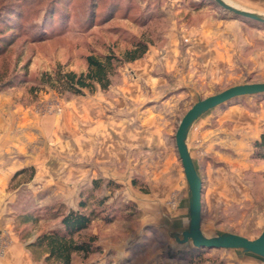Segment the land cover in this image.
Here are the masks:
<instances>
[{"label":"rangeland","instance_id":"obj_1","mask_svg":"<svg viewBox=\"0 0 264 264\" xmlns=\"http://www.w3.org/2000/svg\"><path fill=\"white\" fill-rule=\"evenodd\" d=\"M134 1L137 10L128 14L119 8L106 13L108 0H0V41L6 43L0 46V128L5 135L13 130L11 133L17 134L20 141L33 143L27 159L35 163L26 165L34 168L33 179L27 171L10 181L0 229L8 241L4 250L15 237L34 264H43V252L31 254L27 242L34 235L29 236L55 222L48 213L63 206L77 207L80 191L96 177L121 184L114 191L103 187L98 195L112 194L110 202L116 207L127 202L134 206L118 210L110 223L93 222L83 238L95 236L101 251L88 257L77 254L73 264H152L160 255L172 264L179 263L176 253L192 249L193 243L176 239V235L182 238L189 219V187L175 140L178 125L199 99L235 84L264 81L263 22L233 16L239 21L244 40L241 36L240 44L231 47V68L219 75L206 66L212 53L188 51L189 42L182 40L178 46L176 36L183 28L200 27L206 19L222 13L232 17V12L211 0H160L159 9L165 19L143 26L140 11L147 0ZM226 1L264 15V0ZM15 8L18 12L12 20L10 11ZM46 19L49 25L45 26ZM158 29L165 32L159 35ZM142 35L153 40L148 52L120 65L107 89L98 87L93 92L76 94L52 88L47 82L49 77L55 80L58 69L85 71L90 53L113 51L122 55L132 40ZM151 49L156 57L148 60ZM144 61H148V68ZM248 97H253L249 104L252 110L261 108L255 98L263 101L264 93L241 95L208 110L193 125L206 121L219 127L218 114L230 111L234 103H245ZM149 108L160 115L148 120L156 127L147 131L143 127L147 121L136 112L142 114ZM204 140L196 139L195 133L187 139L204 183L203 232L214 236L232 228L257 237L264 228V161L254 162L261 172L245 174L240 165L234 168L226 161L234 155L224 148L219 149V156L206 158ZM208 159L226 161L224 166L232 170H226L232 182L227 189L245 192L249 186L252 201L230 200L227 205V198L223 201V197L208 196ZM212 164L217 165L215 169H223L218 162ZM31 200L44 220L38 226L20 225L16 216L27 209ZM259 219L262 228L256 227ZM215 262L227 264L222 250L216 248L205 251L197 263L184 259L185 264Z\"/></svg>","mask_w":264,"mask_h":264},{"label":"crops","instance_id":"obj_2","mask_svg":"<svg viewBox=\"0 0 264 264\" xmlns=\"http://www.w3.org/2000/svg\"><path fill=\"white\" fill-rule=\"evenodd\" d=\"M233 1L243 2L242 0ZM219 16L220 17L213 16L214 18L206 19V21L204 22L205 24L201 25L200 27H190L185 29L183 28L182 31H179V35H181V37L183 36L182 39L179 37V35L177 37L175 33L173 35L176 36V44L178 46H180V42H182V40H187L189 42L188 45H186L188 46V49L190 48L188 51L199 52L200 50V52L212 53V56L209 57V62L206 66L213 67L215 71H217V73L220 75L226 73L225 71L229 72L231 68V57L229 55L230 50H232L231 47L234 48L238 46V44H240L239 41H241V36L243 37V35L241 33L238 19L230 17L231 15H229L228 13H222L219 14ZM232 26H234L233 29ZM171 33H173V31H171ZM225 36H227L226 41L224 40ZM231 37L233 38L231 39ZM242 40H244V37ZM232 41L234 43H232ZM168 44L170 45L171 43ZM169 50L173 51V48H168V51ZM149 53L148 60L156 57L154 49H151ZM144 63L145 65H147L148 61H144ZM190 64L192 66L195 65L193 61L190 62ZM153 86H156V83H154ZM252 98L253 97H248L245 103H234L229 107L230 111H221L217 116V121L220 125V128L214 124L210 126L208 125L209 123H206V121H200L197 125H193L195 127L194 129H191L189 135L192 137L193 133H195L196 139H198L199 137L201 139L205 138L203 144L207 153L206 158H208L209 156L212 157V155L214 157L217 155L219 156V153L221 152L219 149L224 148L229 151L231 155H234L232 158L230 157L227 158L228 160H226L229 162V164L232 165V167L238 168L237 166L240 165L242 167L241 169L244 170V173L245 171H262L261 168H258L254 165V162L256 164H259L257 162H260L261 160L254 159L252 157V153L254 151V141L258 139L264 132V109L262 108V103H264V100L259 101L260 99L255 98V101L260 102L261 108L258 110L257 108H253L252 110V108L249 107ZM244 104L247 105L245 106ZM139 112L140 111H137L136 114L138 116L144 117V119L147 121V124L143 126L147 131L150 128L152 129L156 127L155 124H152V126L149 125L148 120L152 121L151 119L155 118L156 115H160V112L152 111L150 110V108L149 111H142V114H139ZM112 123L115 124V119H113ZM110 127L113 128L114 126L110 125ZM11 128H13V126ZM105 128V131H108L109 127L107 125ZM11 132H13V130ZM11 132L5 135L2 133V128H0V216L2 212L5 211L4 209L7 203L5 199H7L6 195H8L7 188L12 177L19 169L23 168L24 166L35 164L33 160H30V158L27 159V156L29 155L28 150L30 146L33 145V143L30 144L28 143V141H20L18 135L12 134ZM110 138L112 139L113 136L111 135ZM192 150L193 149H191V151ZM191 153H194V151H192ZM226 161H223L222 159H220L219 161H211L210 159H208V174L206 177L210 182V185L208 186L207 195L212 197H223V201H226L227 198V205H230V200L238 203H241V201L243 200H251L252 193L249 186L245 187V192H231L229 189H227L228 185L232 183L230 175L227 176V173H230L232 170L230 169V167L226 169V167L224 166ZM214 162H218L219 165H223V169L221 170L220 166L215 169L214 165H217L212 164ZM66 176L67 179H70L69 174H67ZM234 178L241 180L240 178H237L235 176ZM189 220L190 216L185 229L189 226ZM256 227H261L260 219L256 223ZM240 233L250 238L253 237L247 232L240 231ZM14 238L11 245L6 248L4 254L0 255V264H34L29 252L26 251L22 247V245L18 243L17 239ZM218 250H222V254L227 261V264H264V257L252 252H246L239 248H218ZM157 258L159 259L158 262L152 264H172L170 262V259L167 260V258L162 257L161 255ZM144 264H150V262H146ZM177 264H185L184 259H181Z\"/></svg>","mask_w":264,"mask_h":264},{"label":"trees","instance_id":"obj_3","mask_svg":"<svg viewBox=\"0 0 264 264\" xmlns=\"http://www.w3.org/2000/svg\"><path fill=\"white\" fill-rule=\"evenodd\" d=\"M204 1L207 0H202V2ZM160 2V0L146 1L145 6L140 11V19L143 20V26L154 22L155 20L165 19V15H163V12L159 9ZM211 2L220 6L215 0H211ZM192 5L194 4L192 3ZM195 7L198 8L197 5H195ZM117 8H119L118 10L124 9L125 12L131 14V12L137 10V2L134 0H108L106 13H111V11ZM220 8H222V6ZM17 12V8L12 9L9 17L13 20V17ZM233 14L232 17L234 16L238 18V14ZM247 20L253 19L247 18ZM45 22V26L46 24L49 25L47 19ZM149 30H151V28ZM162 30L163 29H158V31H156L161 35L165 32ZM4 42L5 41H0L1 48L6 46V43ZM151 44H153V40L142 35L135 37L131 42V47L126 48L122 55H118L113 51L98 54L90 53L86 56L87 69L85 71L76 72L74 70L64 71L58 69L55 75V80L52 81L51 77H49L50 79L47 82H49L52 88L76 94H83L85 93V90L93 92L98 87L107 89L110 86L112 76L115 74L118 67L124 62H132L144 57ZM1 79L3 78L0 77V80ZM262 93L264 92L257 94ZM262 99H264V97H262ZM253 146L254 151L252 157L256 160L264 161V132L254 141ZM27 171L30 173V178L33 179L34 168L32 166H24L15 173L11 180H15L19 175ZM103 187L110 188L114 191L120 188L121 184L110 179L105 180L102 177H96L92 179L90 185L86 189L80 191L77 207L65 208L63 206L62 210L57 208L48 213V218L54 219L55 222L51 226H47L44 231H38L36 234H31L29 236L31 237L34 235V237L27 242V248L30 250L31 254L33 255L41 250L43 252L41 259L43 264H73L74 257L77 254H82L83 256L88 257L96 252H100L102 247L97 242L96 237L92 235L89 238H83L84 232L87 231L96 220L110 223L116 219L118 210H129L134 206L133 203L127 202L124 206L116 207V204L113 201L110 202L112 194L98 195V190H102ZM33 206L34 202L31 200L27 203V209L17 214L16 218L20 225L26 224L28 226H38L41 221L44 220V215L41 214V211L37 212L34 210L35 207ZM230 231L240 233V230L232 228ZM261 232L262 230L259 234ZM21 236L23 239L26 238L25 235ZM212 248L193 245L192 249L179 250L175 256L180 259H186L190 262L197 263L199 258L203 256L204 252ZM213 264H224V262H215Z\"/></svg>","mask_w":264,"mask_h":264},{"label":"water","instance_id":"obj_4","mask_svg":"<svg viewBox=\"0 0 264 264\" xmlns=\"http://www.w3.org/2000/svg\"><path fill=\"white\" fill-rule=\"evenodd\" d=\"M224 9L235 14L264 22V15L238 7L226 0H215ZM264 92V81L235 84L220 92L211 94L195 102L182 117L176 134V146L189 187V226L176 235L179 242L192 241L195 246L210 248H239L264 257V228L255 238L231 231H224L214 236H207L201 227L203 179L198 172L194 158L188 146V135L193 123L208 110L237 96L253 95Z\"/></svg>","mask_w":264,"mask_h":264},{"label":"built area","instance_id":"obj_5","mask_svg":"<svg viewBox=\"0 0 264 264\" xmlns=\"http://www.w3.org/2000/svg\"><path fill=\"white\" fill-rule=\"evenodd\" d=\"M3 232L0 230V254L4 253V246L7 244V239L2 237Z\"/></svg>","mask_w":264,"mask_h":264}]
</instances>
